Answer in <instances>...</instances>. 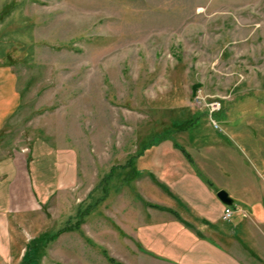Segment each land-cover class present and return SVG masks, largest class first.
<instances>
[{
    "label": "rangeland",
    "instance_id": "374dc122",
    "mask_svg": "<svg viewBox=\"0 0 264 264\" xmlns=\"http://www.w3.org/2000/svg\"><path fill=\"white\" fill-rule=\"evenodd\" d=\"M0 66L22 96L0 133V160L25 152L48 183L36 232L93 204L83 218L121 215L123 183L138 167L140 190H162L152 169L157 154L177 152L167 141L197 150L200 171L202 153L221 172L253 171L221 155L235 131L248 160L264 157V0H0ZM197 96L221 102L218 126ZM225 182L229 192L245 186ZM97 238L99 254L121 261L100 227Z\"/></svg>",
    "mask_w": 264,
    "mask_h": 264
},
{
    "label": "crops",
    "instance_id": "0c3cea01",
    "mask_svg": "<svg viewBox=\"0 0 264 264\" xmlns=\"http://www.w3.org/2000/svg\"><path fill=\"white\" fill-rule=\"evenodd\" d=\"M21 99L18 76L0 66V133L17 114ZM240 134L235 131L234 142L226 140L221 155L233 167L238 163L241 168L242 164L250 166L252 161L251 172L219 171L202 153L206 148L202 155L198 153L202 161L206 160V170L200 171L192 164L197 150L190 154L175 140L167 141L164 150L173 147L182 153L156 155L152 173L163 191L156 185L152 196L140 190L143 175L138 167L127 172V182L123 183V188L131 191L115 208L121 215L112 214L111 219L104 220L83 218L94 210L93 204L83 212L78 210V217H69L62 227L40 233L36 232V216L43 213L49 197L48 183L43 175L32 173L25 152L12 153L0 160V263L115 264L110 260L113 258L124 264H134L135 259L139 264H264V157L257 160L262 166L258 172L256 160H248L246 148L237 141ZM217 136L226 139L225 133ZM248 149L254 152L256 147ZM228 179L245 186L228 191L234 199L230 205L234 213L226 220L223 214L227 205L217 193L228 189ZM133 185L137 189L134 193ZM147 197L152 198L149 202L156 201L148 203ZM235 201L239 204L234 207ZM99 227L103 236L121 247V261L106 251L99 254ZM23 239L30 245L19 250L18 241Z\"/></svg>",
    "mask_w": 264,
    "mask_h": 264
},
{
    "label": "built area",
    "instance_id": "2783aa9c",
    "mask_svg": "<svg viewBox=\"0 0 264 264\" xmlns=\"http://www.w3.org/2000/svg\"><path fill=\"white\" fill-rule=\"evenodd\" d=\"M199 98V100H198ZM197 100L199 103H204V105L207 107L210 115H211V119L214 123L215 126H218V124L216 123V121L213 119V114L217 111H220L222 108V104L219 100L215 99L209 102H205L204 100H206L204 97L202 96H197ZM234 213V209L232 206L227 205L223 214V218L226 220H229L232 218Z\"/></svg>",
    "mask_w": 264,
    "mask_h": 264
},
{
    "label": "water",
    "instance_id": "95a60500",
    "mask_svg": "<svg viewBox=\"0 0 264 264\" xmlns=\"http://www.w3.org/2000/svg\"><path fill=\"white\" fill-rule=\"evenodd\" d=\"M220 200L226 204V205H232L234 202V199L230 196L229 192L225 189H221L217 193Z\"/></svg>",
    "mask_w": 264,
    "mask_h": 264
},
{
    "label": "trees",
    "instance_id": "16d2710c",
    "mask_svg": "<svg viewBox=\"0 0 264 264\" xmlns=\"http://www.w3.org/2000/svg\"><path fill=\"white\" fill-rule=\"evenodd\" d=\"M111 261L115 262L116 264H124V263H121V262H117L116 260H114L113 258H110Z\"/></svg>",
    "mask_w": 264,
    "mask_h": 264
}]
</instances>
